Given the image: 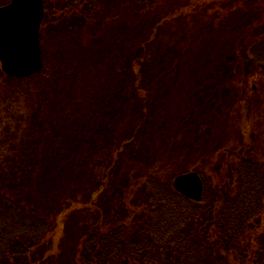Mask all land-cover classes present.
<instances>
[{"label":"trees","instance_id":"obj_1","mask_svg":"<svg viewBox=\"0 0 264 264\" xmlns=\"http://www.w3.org/2000/svg\"><path fill=\"white\" fill-rule=\"evenodd\" d=\"M49 1L42 61L53 21L61 35L52 46H62L66 60L33 96L41 107L35 127L23 124L6 140L0 133V264H264L261 145H212L207 151L216 158L206 174L188 167L193 157L184 140L176 152L186 132L198 143L213 138L206 116L225 96L247 97L236 87L238 80L249 84L243 66L264 50V4L118 0L122 8L114 12L123 21L106 46L95 35L81 43L80 30L98 25L90 11V23L71 13L83 0ZM9 2L0 0V7ZM0 77L21 82L1 69ZM160 128L177 139L156 150ZM255 136L253 143L264 140V133ZM153 152L163 157L162 172L149 168ZM204 158L206 152L197 161ZM189 171L203 179L200 202L174 188ZM59 227V250L51 255Z\"/></svg>","mask_w":264,"mask_h":264},{"label":"rangeland","instance_id":"obj_2","mask_svg":"<svg viewBox=\"0 0 264 264\" xmlns=\"http://www.w3.org/2000/svg\"><path fill=\"white\" fill-rule=\"evenodd\" d=\"M60 1L67 2L68 0H51V2L50 1L49 2L50 4L54 5L55 3H58ZM165 1L167 2L169 0H159L158 6L160 5L159 7H162L161 5H163ZM212 1H215L217 4L220 5L225 0H208L209 5ZM231 1L232 0H226V2H231ZM237 1L240 2L241 9L243 5L246 3H248L251 6H256V8H258L259 5L264 4V0H243V1L237 0ZM180 2L184 3L188 1L180 0ZM189 3L193 4L192 1ZM188 4H186L185 6H187ZM117 7H121L118 0H115V5H113L112 0H106L105 3L102 4V6L97 4L93 6L90 0H83V2H81L80 4L75 5L71 9V13L76 12L77 10L80 14L81 22L90 23L89 11L91 14L96 15L98 20L97 26H93V27L86 26L83 28L84 30H80V33L82 35L81 43L83 44L86 43L90 38L94 39L95 38L94 35L98 36L97 38H99L102 41V43H106V46H109L114 41H116L115 33L117 31V28L123 21V17L118 18L115 16L116 13L114 12V10ZM244 13H245V8H244ZM101 18H103V21L101 20ZM200 18L202 19V16ZM49 28H50L51 37L48 38L49 46L48 49H46V52L43 57L44 58L43 70L40 73L33 75L31 78L23 80L19 83L0 77V131L2 130V132L0 133L2 134L4 140H6L8 135H11L10 138H16L17 135L22 133L20 126L23 124L27 126V130H30L35 127V123L38 122L39 118L41 117V112H40L41 107L40 104H38L39 103L38 98L36 96L35 97L33 96L39 94L37 93V91L40 87L45 86L44 84L45 81L47 83H52L55 80L54 77H56L55 76L56 69L58 70V74L59 71L63 69L62 67H58V68L56 67L60 66V64L66 60V53L63 51L62 46H56L55 48H53L52 46V42L56 44L57 37L61 35L59 33L60 27H58L57 24H54L53 21L52 23L49 24L48 29ZM84 33L85 35L83 36ZM181 34L183 35V32ZM83 40L84 41L87 40V41L84 42ZM199 40L204 41L205 39L202 38ZM63 45L66 48L65 51H67V49L70 47L68 41L63 43ZM56 48L59 50L58 52H56L55 50ZM256 57L258 61L250 62L253 63L251 64V67L249 65L245 66L243 64L244 65L243 70H245V67L247 69L250 68V70L247 71L245 74V78H252L249 79L248 81L249 84H246L245 86L244 81L237 79L238 87L236 88L241 89L244 87L242 90L239 91H242L241 93H243V91L246 92L247 97H245L244 99L241 97L239 99L240 96L237 97V95L233 91V94H230V99L232 97L236 98L234 100H238L239 101L238 103L234 102L233 104L228 105L227 102H229L230 99H229V95H227L225 96L227 98L226 102L223 100L224 103H218L214 108V110L211 111V113H210L211 108H208V110L206 111V113L208 114L210 113L209 114L210 116L209 115L206 116L205 122L208 123L209 126L213 127V131H212L213 138L210 139L209 137L206 141L203 140L198 143V141L194 140L192 132H186L178 137L179 149H177L176 151L177 153H182L183 140L187 143V145L189 144L188 149H190L189 152L192 154L193 157V159H190L188 161V163L190 164L188 167L190 169L197 168L204 174L210 171L209 167L211 165V161H214V159L216 158L215 153L210 152L209 150L207 151V149L209 147H212V145L234 147L238 143L246 142L249 144L250 143L256 144V146L259 147L261 145V150L264 151V140H258L256 138L255 143H253L252 141L253 139L252 134L254 135L256 134L257 136L258 133H264V50L258 51L256 53ZM242 80H244V78H242ZM94 81L95 80L92 79L89 82L94 83ZM256 84H257V88H256ZM226 87H228L229 91L232 89L231 88L232 86H230L229 84L228 86H224V88ZM248 97L250 99H248ZM180 99H182V97H178L177 99H175L176 109L179 108ZM9 105H11L12 113H7L8 110L10 109ZM222 105H224V108L218 109ZM199 107L200 106H198V108ZM20 113L21 114L24 113L23 118L19 116ZM202 113L205 114L204 111ZM1 119L4 121L5 124L4 123L1 124L2 121ZM200 119L203 120L204 118H200ZM174 123L175 122L171 120L169 125L167 124V126L173 128ZM160 129L162 131L160 130L161 132L159 131L156 135H154L156 150L165 147V144L163 146V143H168L172 145L173 141L177 139V135H175L176 132L174 134H168V129L165 130L163 128ZM162 134H164L165 137L161 136ZM208 140H212L214 141V143L209 144ZM153 146L154 145L149 146L150 151L151 149H154ZM227 149L228 148L223 147V150H225L224 152L229 153L230 151ZM205 152L208 155V160L206 161V158H204L203 160L198 162L197 161L198 155L204 154ZM151 156L149 157V153H148L147 159L151 164L149 165L150 170H153V172H158V173L162 172L161 171L162 169L160 167L164 163L162 159L163 157L160 156L159 152L157 154L153 152ZM219 161H222L221 158L219 159ZM223 176L227 177V175H223ZM52 239L54 241V250L51 252V255H56L57 251L59 250L57 248V245L61 239L60 227L56 230V233L52 235ZM245 239L249 242H252V239L248 237Z\"/></svg>","mask_w":264,"mask_h":264},{"label":"water","instance_id":"obj_3","mask_svg":"<svg viewBox=\"0 0 264 264\" xmlns=\"http://www.w3.org/2000/svg\"><path fill=\"white\" fill-rule=\"evenodd\" d=\"M43 18V0H11L0 7V65L7 76L22 80L41 71ZM174 187L193 201L202 198L203 182L196 172L176 177Z\"/></svg>","mask_w":264,"mask_h":264},{"label":"bare ground","instance_id":"obj_4","mask_svg":"<svg viewBox=\"0 0 264 264\" xmlns=\"http://www.w3.org/2000/svg\"><path fill=\"white\" fill-rule=\"evenodd\" d=\"M237 90V89H236ZM175 180V179H174ZM173 185H174V181H173ZM203 193H204V191H203ZM183 197H185V196H183ZM202 197H203V194H202ZM186 199H188L187 197H185ZM188 200H190V201H193V200H191V199H188ZM201 200H202V198H201ZM200 200V201H201ZM200 201H193V202H200Z\"/></svg>","mask_w":264,"mask_h":264}]
</instances>
